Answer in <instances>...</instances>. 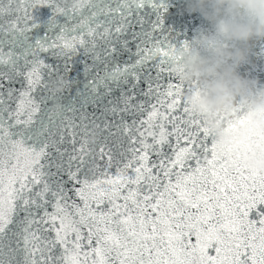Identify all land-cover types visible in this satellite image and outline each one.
I'll return each mask as SVG.
<instances>
[{
  "label": "snow or ice",
  "instance_id": "6c2138e0",
  "mask_svg": "<svg viewBox=\"0 0 264 264\" xmlns=\"http://www.w3.org/2000/svg\"><path fill=\"white\" fill-rule=\"evenodd\" d=\"M172 8L0 0V264H264V168L186 102Z\"/></svg>",
  "mask_w": 264,
  "mask_h": 264
},
{
  "label": "water",
  "instance_id": "95a60500",
  "mask_svg": "<svg viewBox=\"0 0 264 264\" xmlns=\"http://www.w3.org/2000/svg\"><path fill=\"white\" fill-rule=\"evenodd\" d=\"M264 0H183L166 26L193 39L179 53L184 98L221 148L239 152L250 167L264 168V34L249 36V11ZM245 118L244 125L229 130Z\"/></svg>",
  "mask_w": 264,
  "mask_h": 264
},
{
  "label": "clouds",
  "instance_id": "9594fccd",
  "mask_svg": "<svg viewBox=\"0 0 264 264\" xmlns=\"http://www.w3.org/2000/svg\"><path fill=\"white\" fill-rule=\"evenodd\" d=\"M249 16L252 17L249 19L248 23L245 25H238L237 28H247L249 29V36L257 34L256 30L259 29L261 34H264V9L254 8L249 11ZM264 167V165H261Z\"/></svg>",
  "mask_w": 264,
  "mask_h": 264
}]
</instances>
